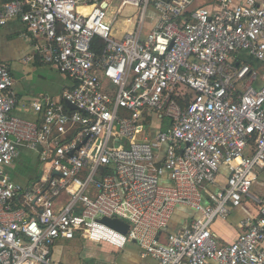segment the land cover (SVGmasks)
<instances>
[{
    "label": "built area",
    "instance_id": "1",
    "mask_svg": "<svg viewBox=\"0 0 264 264\" xmlns=\"http://www.w3.org/2000/svg\"><path fill=\"white\" fill-rule=\"evenodd\" d=\"M196 2L0 4V29L19 19L35 56L70 81L22 119L0 61V264H57L56 243L76 240L134 244L156 264H264V199L250 194L264 170V0ZM21 146L40 165L27 187L7 172ZM245 199L258 215L219 245L212 224ZM179 207L196 217L167 234Z\"/></svg>",
    "mask_w": 264,
    "mask_h": 264
},
{
    "label": "crops",
    "instance_id": "2",
    "mask_svg": "<svg viewBox=\"0 0 264 264\" xmlns=\"http://www.w3.org/2000/svg\"><path fill=\"white\" fill-rule=\"evenodd\" d=\"M0 61L9 69L13 78L12 90L19 103L14 114L19 118L34 120V114L23 109L30 100L36 99L40 95L58 98L61 91L70 85L68 79L57 73L54 68L43 64L35 56L32 39L26 33L19 19L10 21L0 29ZM7 172L13 182L23 187L30 186L40 175V165L36 153L25 146L19 147L18 155L14 163L7 168ZM226 175L227 169L222 166L218 180L223 182ZM257 175L258 180L252 186L250 194L264 199V170L258 171ZM183 209L187 208L180 207L174 212L166 230L167 234L179 232L196 217L192 210ZM257 215V205L250 199H245L239 207L231 210L227 218L216 220L212 224V235L219 245L230 244L240 232V223ZM261 247L264 248V242L261 243ZM116 251L112 252L116 254ZM117 254L118 257L115 261L98 251L91 252L88 257L94 261V264H156L148 258L143 259L140 249L134 244H127ZM56 262L58 263V261Z\"/></svg>",
    "mask_w": 264,
    "mask_h": 264
},
{
    "label": "rangeland",
    "instance_id": "3",
    "mask_svg": "<svg viewBox=\"0 0 264 264\" xmlns=\"http://www.w3.org/2000/svg\"><path fill=\"white\" fill-rule=\"evenodd\" d=\"M211 2L212 0H197L195 7H207L211 4ZM240 59L244 60V57H241ZM66 199L67 197L65 196L63 200ZM54 249L53 259L55 262L58 261L59 264H94V261L89 259L88 256L91 255V252L96 253L97 251L101 252L108 258L111 257L112 261H115L118 257L117 253L121 252V250L116 251L114 248L106 244L97 246L80 240L71 242H57ZM113 250L116 251V254L112 252Z\"/></svg>",
    "mask_w": 264,
    "mask_h": 264
},
{
    "label": "water",
    "instance_id": "4",
    "mask_svg": "<svg viewBox=\"0 0 264 264\" xmlns=\"http://www.w3.org/2000/svg\"><path fill=\"white\" fill-rule=\"evenodd\" d=\"M67 106L69 107V109L75 110V107H73L72 105L67 103ZM100 223L104 224L105 226L120 232L122 234H126L127 230H128V225L125 224L124 222L117 220V219H107V218H103L101 220H99Z\"/></svg>",
    "mask_w": 264,
    "mask_h": 264
},
{
    "label": "trees",
    "instance_id": "5",
    "mask_svg": "<svg viewBox=\"0 0 264 264\" xmlns=\"http://www.w3.org/2000/svg\"><path fill=\"white\" fill-rule=\"evenodd\" d=\"M7 1H10V0H0V4H1V3H4V2H7ZM96 42L99 43V40H96ZM99 50H100V47H97V48L95 49V51H96L97 53L99 52ZM246 62H247V63H252L251 60H246ZM182 105H183V104H182Z\"/></svg>",
    "mask_w": 264,
    "mask_h": 264
},
{
    "label": "bare ground",
    "instance_id": "6",
    "mask_svg": "<svg viewBox=\"0 0 264 264\" xmlns=\"http://www.w3.org/2000/svg\"><path fill=\"white\" fill-rule=\"evenodd\" d=\"M110 246L112 248H114V249L122 250V248H120L118 245L113 244V245H110Z\"/></svg>",
    "mask_w": 264,
    "mask_h": 264
}]
</instances>
